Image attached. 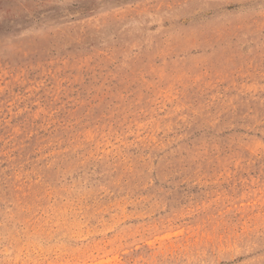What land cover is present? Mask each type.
<instances>
[{"label":"rangeland","instance_id":"374dc122","mask_svg":"<svg viewBox=\"0 0 264 264\" xmlns=\"http://www.w3.org/2000/svg\"><path fill=\"white\" fill-rule=\"evenodd\" d=\"M0 264H264V0H0Z\"/></svg>","mask_w":264,"mask_h":264}]
</instances>
